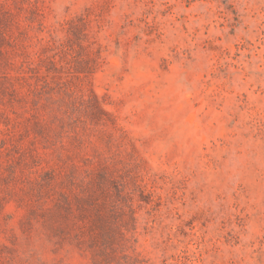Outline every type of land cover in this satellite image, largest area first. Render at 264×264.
I'll use <instances>...</instances> for the list:
<instances>
[{
  "label": "rangeland",
  "instance_id": "374dc122",
  "mask_svg": "<svg viewBox=\"0 0 264 264\" xmlns=\"http://www.w3.org/2000/svg\"><path fill=\"white\" fill-rule=\"evenodd\" d=\"M0 264H264V0H0Z\"/></svg>",
  "mask_w": 264,
  "mask_h": 264
}]
</instances>
